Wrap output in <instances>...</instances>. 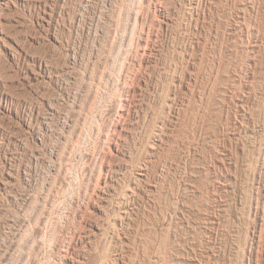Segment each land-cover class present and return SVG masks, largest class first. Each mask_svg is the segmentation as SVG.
Returning a JSON list of instances; mask_svg holds the SVG:
<instances>
[{
  "label": "rangeland",
  "instance_id": "obj_1",
  "mask_svg": "<svg viewBox=\"0 0 264 264\" xmlns=\"http://www.w3.org/2000/svg\"><path fill=\"white\" fill-rule=\"evenodd\" d=\"M140 2L125 0V46L121 32L117 65L107 68L116 78L96 93L90 119L79 123L81 138L71 142L69 171H61L50 192V151L62 141L42 122L53 105L58 114L51 126L61 129L69 91H82L84 105L92 101L94 5L14 0L0 9V264H61L62 243L83 222H97L103 232L81 231L90 240L77 247L74 264H184L190 257L201 264H253L254 236L264 237V0H167L150 38L131 16ZM142 35L151 53L135 83L136 112L125 121L131 160L105 215L86 203L94 181L87 156L97 148L96 127L116 109L122 64L137 75L143 63L134 56ZM140 168L147 177L127 202L131 212L121 231L117 201L130 193ZM120 232L125 244L112 237ZM117 255L122 261L115 262Z\"/></svg>",
  "mask_w": 264,
  "mask_h": 264
},
{
  "label": "bare ground",
  "instance_id": "obj_2",
  "mask_svg": "<svg viewBox=\"0 0 264 264\" xmlns=\"http://www.w3.org/2000/svg\"><path fill=\"white\" fill-rule=\"evenodd\" d=\"M87 1L90 2V3H92L94 5V14H93V16L95 15V23H94V26L92 27L91 30H92V33H93V39H92L93 41L92 42H94V51H93L92 63H93L94 66L97 67L96 79H94L96 82L92 84L91 96L89 95V97L92 98V101H91V103H88V105H84L80 101L81 100V97H82V91H76V92L69 91L68 92V99L69 100H68V102L66 101L67 102L66 107H68V111H67V113H65V112L64 113H59L60 116L62 114V116H61V119H62L61 122L62 123H61V129L60 130H53L52 129L51 120L53 119L54 115L58 114V112L55 113L56 110L53 107V105L52 106L51 105H48V110H47L48 111V114L45 116V118H44V120L42 122V128H43V130L46 133L57 135L59 137V139L62 141V145L53 146V149H51V151H50V157H49L50 159L49 160L52 163H54V166L51 167V169L49 170L50 173H52L51 174L52 177H50L51 179L47 182V186H48V191L49 192L55 190V188H56L55 187V185H56L55 184V181L56 180L61 181V179H60L61 178L60 177L61 171L64 170V169L67 171L70 168L69 167V165H70L69 159L71 157V153L73 152V148H74V145H71V142L72 141H75L77 143L79 141V139L81 138L82 131H81V127H79V123H85L86 124V122L90 119V115H92V111H93L94 107L96 106L95 105L96 104V96L98 97V95H96V93H98V91L100 89H102V87H107V85L109 86V84L112 83V80H114L113 78L115 76L113 75L114 77H112V75H111L112 74V71L111 70H110L111 72L108 71L107 68L109 69V67L111 65H113L116 62H118V57H120V56L117 55L118 53L115 52V50L117 48L116 47V44H117V36L121 32L122 33L120 34L121 35V40L120 41H122V42L119 43V44L120 45L122 44V45L125 46V33H126L125 32V0H122V3L119 2L120 4H116V2H114L113 0H87ZM165 1L167 2V0H141L140 6H139L138 10L137 11H134V12L132 11V13H131V16L133 17L135 23L136 24H139V26L142 28V31H143L142 33L143 34H146L147 35V38L152 37V35H151V33H152L151 28L155 24L153 21L156 20L155 19V16L157 15V14L155 15V13H157L158 11H161L159 9V7ZM13 2H14V0H0V9L5 8V7H9V4L10 3H13ZM162 7H164V6H162ZM131 16H130V21L132 19ZM90 19H91V17H90ZM166 19H167V17H166ZM136 24H134V25H136ZM159 24H161V23H159ZM166 24H168V23H166ZM134 25H133V27H134ZM157 25H158V23H157ZM3 33L4 32H3L2 28H1V21H0V43L5 41L4 38L2 37V34ZM237 34H238V32H237ZM126 36H127V34H126ZM143 42H145V39H144V37L142 35L141 37L138 38V43H139L140 47H139L138 51H136V53H135L136 55H134V56H141L143 58V63L140 64V66L138 67V69L136 71L137 72V75L136 74L129 75L128 74L129 72L127 70H125V64H122V67H121L120 72L118 74V78L116 80L117 83H118V88H119L118 101H117V103H116V105L114 107L116 109L114 110V113L109 118L108 123H106L104 126H102V125L100 126L99 125L98 127H96L97 148H96V150H94V152L92 154H89L87 156V160L89 161V163L91 164L92 169H93L92 170L93 172L91 171V173H92V178H94V181L91 182V188H90L91 189V194H88L86 192V197H87L86 198V200H87L86 203H87V206L88 207L92 208L93 210H96L98 213H105V209H106L107 205L110 204L111 197L114 196L117 193L118 186H120V183L119 182L122 181L123 178L125 179V172L127 171L128 164L130 163L129 160H131V156L129 154L125 153V134H128L129 133V130H130V129L128 130V128L126 127V123L127 122L125 123V121H127L126 119L130 117L131 111L132 110H135V109H132V107H133V105H132L133 101L132 100H133V97L134 98L136 97L135 96V92H136L135 83H136V80H138L139 73H140V71H142V69L145 70V68H147L149 66V63H150V59H149V54L151 53L150 52V47H149L150 44L146 42V45H142ZM124 46H122V47H124ZM121 48H119V49H121ZM121 50H119V51H121ZM123 50L125 51V48H123ZM114 53L116 55H114ZM119 53L121 54L122 51L119 52ZM82 54H84V53H82ZM131 55H132V53H131ZM121 56L123 57V55H121ZM134 61H136V60L132 56L131 65H133V67H136L137 65L135 64ZM78 62H80V59L75 58V64H78ZM124 63H125V61H124ZM111 67H112V69H114L113 66H111ZM42 68L44 69V72H45V75H46L47 72H48V70H49V66L46 65V66H43ZM91 80H93V79H91ZM90 84H91V82H90ZM140 89H142V88H140ZM136 95H138V94L136 93ZM87 97H88V95H87ZM4 101L6 102V98H5ZM87 102H89V101H87ZM3 103H4L3 102V98H0V110H3ZM100 112H101V109H100ZM135 112H136V110H135ZM105 120H106V118H105ZM58 129H59V127H58ZM38 140H39V143L40 144H44V142H45V138L44 137L43 138H39ZM70 145H71V147H70ZM125 157L127 159L126 162H125ZM138 171L139 172L136 174V177H134L133 180L131 179L133 185L130 186V190H129L130 193L129 194H126V195L124 193H122V195L124 194V196L121 197L122 200L119 199L120 201L118 200L117 201L118 203L116 202L119 213H118V216H116V217L114 215V218H115V222L117 221L119 223V226H120L119 230H121V231H123L122 228L124 226L123 224H124L125 216L128 215L131 212L130 211V208H129L128 204H127V202H130L131 201V200L130 201H128V200L131 199V197L133 195H135V193H136V191L138 189H140L141 184L144 183V181H145V179L147 177V174H146L144 168H140ZM9 175H11V174H9ZM176 206H178V205H176ZM79 209H80V207H79ZM106 211H107V209H106ZM80 213H81V211H80ZM94 213H92V214H94ZM160 213H161V211H160ZM88 214L90 216V213L89 212H88ZM116 214H117V212H116ZM105 215H106V213H105ZM47 219L43 217L40 220V224L41 225L44 224ZM97 221H99V219H97ZM166 221H167V219H166ZM83 224L80 223V227L78 226L79 229H73L71 232L69 231L70 234L67 237L64 234V236L66 238H65L64 242L62 243V246H61V248L59 250L60 251V254L58 255L59 256V262H61V264H74V261H75V257L74 256L76 255L75 253L77 252V247L81 243L84 242L83 239H86L87 238L88 240H90V237H89L90 235H88V236L87 235L82 236V234L85 233V232H83L85 229H90V233L89 234H92L91 236H93V235L95 236V235L101 234L103 232L102 226L99 223H97V222L94 223V224H89V225H87V222L86 223L83 222ZM101 224H103V223H101ZM202 224H204V223H202ZM261 225H263V223ZM40 228H41V226H39L36 229L40 230ZM81 231L83 233H81ZM85 231H87V230H85ZM39 233H40V231H38V234ZM112 233H113V231H112ZM120 234H121V232L120 233H114V235L112 237L114 239H116V240H121L122 243L125 244L123 242L124 239H123V237L120 236ZM254 237H255L256 243L258 244V248H257V250L255 252L252 253L251 258L253 259L252 260L253 261V264H261L262 263L261 262V259L264 258V240H263L264 237H262V238H260L261 236H254ZM34 245H35V243H34ZM78 250H79V247H78ZM78 253H79V251H78ZM82 257L84 259H86L84 256H82ZM82 257H80L81 259H78V260L79 261L80 260L82 261ZM122 258H124V257H122V255H117L115 257V259L114 258L113 259L115 260V262H118V261H122ZM114 260H112V261H114ZM150 260H152V258ZM198 260L196 258H191L190 257V258L184 260L185 261L184 264H201V263H199Z\"/></svg>",
  "mask_w": 264,
  "mask_h": 264
}]
</instances>
